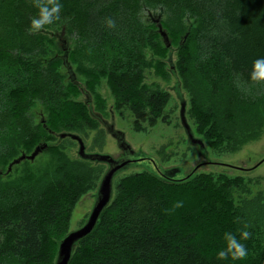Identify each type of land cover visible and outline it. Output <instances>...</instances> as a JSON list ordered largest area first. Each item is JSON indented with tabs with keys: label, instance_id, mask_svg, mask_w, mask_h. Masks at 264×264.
I'll list each match as a JSON object with an SVG mask.
<instances>
[{
	"label": "trees",
	"instance_id": "1",
	"mask_svg": "<svg viewBox=\"0 0 264 264\" xmlns=\"http://www.w3.org/2000/svg\"><path fill=\"white\" fill-rule=\"evenodd\" d=\"M62 4L61 19L43 31L66 23L70 35L82 43L80 61L89 74L108 78L119 109L129 106L142 115L151 106L148 121L153 125L169 96L139 88L146 65L142 49L149 43L140 15L144 8H162L164 27L178 37L187 34L186 17L198 20L179 64L184 88L192 97L193 118L203 132L208 128L204 138L222 152L236 153L260 139L264 83L252 82L250 74L253 62L264 57V0ZM36 12L32 0H0V166L12 163L21 152L49 145L54 134H73L76 127V110L66 102L58 62H36L48 56L43 31L28 32ZM36 105L49 112L46 126L35 122ZM61 153L54 155L52 168L38 174L28 171L14 182H3L0 175V264H55L75 206L100 179L92 163ZM196 177L173 183L144 171L123 180L117 187L121 193L114 195L96 229L78 245L70 264H241L242 260L216 256L224 247L223 234L238 235L245 224L252 235L243 243L248 254L256 251L257 264H263L264 238L259 242L258 236L264 235L262 192L250 200L251 181ZM236 194L246 196L240 207L234 204ZM178 201L183 206L174 208Z\"/></svg>",
	"mask_w": 264,
	"mask_h": 264
},
{
	"label": "rangeland",
	"instance_id": "2",
	"mask_svg": "<svg viewBox=\"0 0 264 264\" xmlns=\"http://www.w3.org/2000/svg\"><path fill=\"white\" fill-rule=\"evenodd\" d=\"M140 20L148 34L149 43L142 49L146 65L142 71L140 68L143 80L139 88L150 92L165 93L169 96L161 118L154 125L148 121L152 110L149 105L142 115H135L129 106L119 109L118 98L112 92L108 78L99 77V75L92 77L88 72L87 64L81 63L82 43L70 35L66 23H61L42 32L45 36L48 56L36 58V62L42 63L43 66H47L52 61L58 62V72L63 77L67 91L66 102L76 110L73 113L76 127L72 132L81 137L86 146V153L109 155L118 159L121 155L118 141L108 130V126L115 124V130L125 134V140L134 152L152 158L164 171L181 169L182 176H188L197 166L203 164L204 166L197 171L196 178L211 175L216 182L226 181V178L236 181H251L253 186L250 187L252 192L249 199L260 196L261 192L264 197V131L258 141L249 142L241 150L231 154L212 147L204 138L208 128L205 129L206 132H203L202 128L200 129L197 125V119L192 116V97L184 88L179 64L185 52L184 46L192 32L199 26V21L186 17L183 23L188 29L187 34L184 37H178L170 34L164 27L166 14L162 8H144ZM162 32L168 37L169 48L166 47ZM65 59L72 67L75 81L71 80V74L64 65ZM84 92H88L90 95L91 103H86L87 98ZM183 101L187 102L186 118L195 137L204 139L206 144V154L204 155H201L197 146L189 142L182 125L180 111ZM32 114L38 125L43 124L42 120L49 121V112L41 105H36ZM137 126H140L141 131ZM199 132H202V135ZM54 138L48 142V151L41 153L34 162L24 161L15 166L13 171H8V164L11 161L0 166V175L3 174L2 181H7V179L16 181L26 175L28 171L38 174L47 167L52 168L55 163L54 155L58 151H61V154L64 153L71 160L80 159L78 156L79 145L76 141L71 139L61 141L58 134H54ZM33 151L34 149L30 152H21L15 159L23 154L31 155ZM91 166L96 171L94 176H98L100 179L97 182V187L83 196L75 206L68 233L79 230L89 218L95 204L100 181L108 169L106 164L92 163ZM144 171L154 172L146 165H141L119 174L114 181V195L121 193L117 187L123 180L135 174H142ZM6 173H11L10 177ZM127 190H129V186L125 191ZM245 198L246 196L236 194L235 207H240ZM258 236L260 237L259 242H262L264 235L261 236L259 232ZM59 241L57 240V243ZM262 247L263 245L260 246L258 252L263 249ZM256 261L257 253L253 251L248 254L245 260L241 261V264H257Z\"/></svg>",
	"mask_w": 264,
	"mask_h": 264
},
{
	"label": "water",
	"instance_id": "3",
	"mask_svg": "<svg viewBox=\"0 0 264 264\" xmlns=\"http://www.w3.org/2000/svg\"><path fill=\"white\" fill-rule=\"evenodd\" d=\"M161 34L164 36L166 47L169 48L170 43L168 41L167 35L164 34L163 32ZM64 65L67 68L69 74H71V80L75 81L74 72L72 70V67L67 63V59L64 60ZM84 94L87 98L86 103H91L92 100L88 92H84ZM186 110H187V102L183 101L180 111L182 125L186 131L189 142L192 145L197 146L200 149L201 155L202 154L204 155L206 154L205 143L202 139H198L195 137V134L187 121ZM42 122L46 126L45 121L42 120ZM108 130L110 134L117 139L118 148L125 153L124 157L120 159H115L109 155L88 154L86 153V146L79 135L72 133H62L58 135L60 140L71 139L78 143L79 145L78 156L81 160L90 163L106 164L108 166V169L103 175L101 182L99 184L95 197V204L92 208L89 218L79 230L70 233L60 242L59 253L55 264H70L75 248L83 240L89 237L96 229L101 216L103 215L104 211L109 207V205L113 200L114 181L119 174L125 172L130 168L146 165L148 169L154 171L153 172L154 175L158 176L164 181L173 182V183H184L190 180L193 176H195L197 171L204 166L203 164L197 166L193 170V172H191L188 176H182L181 169L164 171L157 165V163L152 158L134 152L130 147V145L126 142L125 134L119 130H115V124L108 126ZM47 149H48L47 144L37 147L36 150L31 155H23L19 159L15 160L11 164L9 170H11L13 166L19 165L24 161L34 162L35 159Z\"/></svg>",
	"mask_w": 264,
	"mask_h": 264
},
{
	"label": "clouds",
	"instance_id": "4",
	"mask_svg": "<svg viewBox=\"0 0 264 264\" xmlns=\"http://www.w3.org/2000/svg\"><path fill=\"white\" fill-rule=\"evenodd\" d=\"M33 6L37 9L36 14L31 18L28 32L36 34L47 27L53 25L61 19L63 8L62 0H32ZM109 26H114V22L109 20ZM250 79L255 83H264V57L258 58L253 62ZM183 206L182 201L175 203L174 208ZM249 225H244V230H238V235L233 232L223 234L224 247L217 252L218 260L231 259L233 261L245 260L248 256V249L243 243L251 237L248 231Z\"/></svg>",
	"mask_w": 264,
	"mask_h": 264
},
{
	"label": "bare ground",
	"instance_id": "5",
	"mask_svg": "<svg viewBox=\"0 0 264 264\" xmlns=\"http://www.w3.org/2000/svg\"><path fill=\"white\" fill-rule=\"evenodd\" d=\"M64 140H65V139H64ZM61 141H62V140H61ZM205 145H206V144H205ZM23 155H26V154H23ZM23 155H21V156H23ZM21 156H20V157H21ZM20 157H19V158H20ZM19 158H17V159H19ZM37 158H38V157H37ZM37 158H36V159H37ZM17 159H16V160H17ZM14 161H15V160H14ZM14 161H13V162H14ZM13 162H12V163H13ZM12 163H11V164H12ZM11 164H10L9 167H8V171H12L13 168H14L15 166H18V165H15V166L12 167L11 170H9ZM19 165H20V164H19ZM100 182H101V181H100ZM105 211H106V210H105ZM105 211H104V212H105ZM72 232H75V231H72ZM72 232H69L67 235H69V234L72 233ZM67 235H66V236H67ZM66 236H65V237H66ZM59 244H60V242H59ZM59 244H58V248H57L56 260H57V256H58V253H59ZM77 247H78V246H77ZM77 247H76V248H77ZM76 248H75V250H76ZM74 252H75V251H74ZM73 255H74V253H73Z\"/></svg>",
	"mask_w": 264,
	"mask_h": 264
},
{
	"label": "flooded vegetation",
	"instance_id": "6",
	"mask_svg": "<svg viewBox=\"0 0 264 264\" xmlns=\"http://www.w3.org/2000/svg\"><path fill=\"white\" fill-rule=\"evenodd\" d=\"M121 151V155L119 156V158L118 159H120V158H122V157H124V152L122 151V150H120Z\"/></svg>",
	"mask_w": 264,
	"mask_h": 264
}]
</instances>
